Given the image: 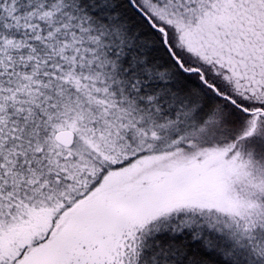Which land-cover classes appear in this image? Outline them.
<instances>
[{
	"label": "snow or ice",
	"instance_id": "6c2138e0",
	"mask_svg": "<svg viewBox=\"0 0 264 264\" xmlns=\"http://www.w3.org/2000/svg\"><path fill=\"white\" fill-rule=\"evenodd\" d=\"M0 264H264V0H0Z\"/></svg>",
	"mask_w": 264,
	"mask_h": 264
}]
</instances>
